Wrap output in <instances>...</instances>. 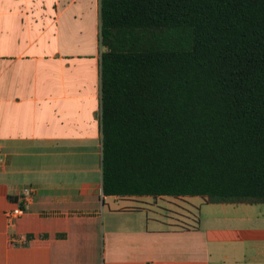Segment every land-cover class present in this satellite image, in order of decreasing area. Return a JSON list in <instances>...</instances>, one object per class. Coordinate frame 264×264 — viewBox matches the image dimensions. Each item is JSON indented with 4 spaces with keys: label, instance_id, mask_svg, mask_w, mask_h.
Listing matches in <instances>:
<instances>
[{
    "label": "crops",
    "instance_id": "obj_1",
    "mask_svg": "<svg viewBox=\"0 0 264 264\" xmlns=\"http://www.w3.org/2000/svg\"><path fill=\"white\" fill-rule=\"evenodd\" d=\"M99 29L100 0H0V264H264V204L103 194Z\"/></svg>",
    "mask_w": 264,
    "mask_h": 264
},
{
    "label": "trees",
    "instance_id": "obj_2",
    "mask_svg": "<svg viewBox=\"0 0 264 264\" xmlns=\"http://www.w3.org/2000/svg\"><path fill=\"white\" fill-rule=\"evenodd\" d=\"M104 195L264 204V0H100Z\"/></svg>",
    "mask_w": 264,
    "mask_h": 264
},
{
    "label": "rangeland",
    "instance_id": "obj_3",
    "mask_svg": "<svg viewBox=\"0 0 264 264\" xmlns=\"http://www.w3.org/2000/svg\"><path fill=\"white\" fill-rule=\"evenodd\" d=\"M202 206H207V205H203ZM199 207V206H197ZM206 208V207H204ZM194 209V214L198 216H200V212H199V208L196 209V206ZM205 210V209H204ZM208 210V208H207ZM262 213V214H260ZM249 220L246 224V226L252 227H264V205H254L251 207V211H249Z\"/></svg>",
    "mask_w": 264,
    "mask_h": 264
},
{
    "label": "built area",
    "instance_id": "obj_4",
    "mask_svg": "<svg viewBox=\"0 0 264 264\" xmlns=\"http://www.w3.org/2000/svg\"><path fill=\"white\" fill-rule=\"evenodd\" d=\"M1 161H2V158L0 156V162ZM23 210H24V208L17 207L16 209H14L12 211L6 212V216H7L8 219H12L14 216L20 214Z\"/></svg>",
    "mask_w": 264,
    "mask_h": 264
}]
</instances>
